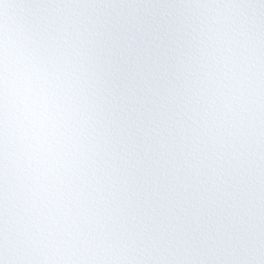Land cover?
Here are the masks:
<instances>
[{
    "label": "snow or ice",
    "instance_id": "snow-or-ice-1",
    "mask_svg": "<svg viewBox=\"0 0 264 264\" xmlns=\"http://www.w3.org/2000/svg\"><path fill=\"white\" fill-rule=\"evenodd\" d=\"M0 264H264V0H0Z\"/></svg>",
    "mask_w": 264,
    "mask_h": 264
}]
</instances>
